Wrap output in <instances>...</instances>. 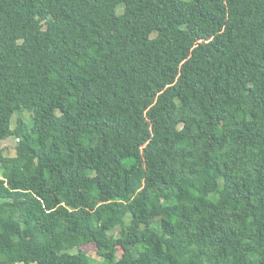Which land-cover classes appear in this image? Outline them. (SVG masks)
Masks as SVG:
<instances>
[{"label": "trees", "instance_id": "trees-1", "mask_svg": "<svg viewBox=\"0 0 264 264\" xmlns=\"http://www.w3.org/2000/svg\"><path fill=\"white\" fill-rule=\"evenodd\" d=\"M11 136L0 264H264V0H0Z\"/></svg>", "mask_w": 264, "mask_h": 264}, {"label": "rangeland", "instance_id": "rangeland-1", "mask_svg": "<svg viewBox=\"0 0 264 264\" xmlns=\"http://www.w3.org/2000/svg\"><path fill=\"white\" fill-rule=\"evenodd\" d=\"M29 115H30L29 112L26 110L22 111V112H16L13 116L12 125L15 126L18 118H20L21 116L29 117ZM29 119H26V120H29ZM16 143H17V140L13 136L6 138V139H0V148H2L4 150L6 155L11 156V155H14L16 153V150H15L16 149ZM82 248L87 250L88 253L90 255H92L93 257H96V258L99 257L97 255V247L95 244L83 245Z\"/></svg>", "mask_w": 264, "mask_h": 264}]
</instances>
